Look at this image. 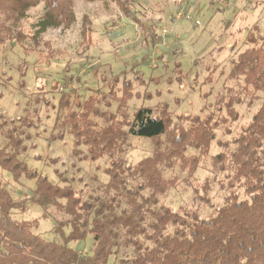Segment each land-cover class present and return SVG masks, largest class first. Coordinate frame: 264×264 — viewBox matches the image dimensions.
<instances>
[{
  "label": "trees",
  "instance_id": "obj_1",
  "mask_svg": "<svg viewBox=\"0 0 264 264\" xmlns=\"http://www.w3.org/2000/svg\"><path fill=\"white\" fill-rule=\"evenodd\" d=\"M39 4L41 14L26 30L28 11ZM73 20L72 0H0V45L17 44L28 53L26 39L36 42L46 29L68 27ZM89 31L82 30L84 48ZM253 34H246L247 46L230 60L232 84L215 91L209 111L203 107L195 115L175 113L174 118L158 104L129 118L131 82L118 87V75L102 78L107 91L94 89L84 98L66 90V83L60 86L49 134L53 140L69 134L77 160H103L108 180L90 190L76 189L56 169L53 183L27 165L26 115L16 119L18 124L0 120V169L14 182L34 180L28 194L0 181V264H264V34L260 43ZM44 56L38 61L48 60ZM246 101L260 104L231 143L218 142L223 149L210 154L216 130L237 121L238 107ZM128 134L153 141L151 154L134 164L123 157ZM207 158L210 174L197 178ZM215 185L224 191L219 205L211 200ZM173 189L189 192L191 203L166 204ZM27 199L53 220L56 239L34 231L38 219L15 217ZM204 206L211 211L203 214ZM87 235L92 245L86 252L79 245Z\"/></svg>",
  "mask_w": 264,
  "mask_h": 264
},
{
  "label": "rangeland",
  "instance_id": "obj_2",
  "mask_svg": "<svg viewBox=\"0 0 264 264\" xmlns=\"http://www.w3.org/2000/svg\"><path fill=\"white\" fill-rule=\"evenodd\" d=\"M72 1L73 22L68 27L46 29L36 42L26 39L23 43L28 53L17 44L5 48L0 45V120L16 122L26 115L30 125L22 126V130L27 165L53 183L58 182L56 169L78 190H90L106 182L108 176L102 170L103 160L88 162L72 156L69 134L62 139L50 137L60 86L66 83V90H77L84 98L94 89L107 91L102 78L106 76L110 81L111 75H118V87L123 80L131 82L129 118L139 108H155L158 104V108L172 111L167 113L174 118L177 113L195 115L203 107L209 111L215 105V91L232 84L227 79L230 60L247 46L246 34L254 32L252 38L257 43L264 34V0ZM41 11V4L29 9L26 30L38 20ZM83 28L90 30L87 48L86 41L82 43ZM41 56L48 60L38 61ZM69 75L71 81L67 80ZM116 90L115 94L120 93ZM259 104L260 101H246L238 107L237 121L216 130L210 154L223 149L218 142L231 143ZM116 106L113 102L110 109L115 111ZM126 141L128 149L123 157L127 164L152 152L153 141L148 137L128 134ZM209 168L207 158L197 170V178L210 174ZM0 181H8L10 189L20 191L19 187L26 194L34 186L32 179L14 182L2 169ZM210 195L213 204L219 205L224 191L215 185ZM165 202L172 206L191 203L190 193L173 189ZM22 206L16 209L17 219H38L34 231L46 239H56L53 220L41 214L38 204L27 199ZM210 211V207H203V214ZM91 245L87 235L79 246L87 252Z\"/></svg>",
  "mask_w": 264,
  "mask_h": 264
}]
</instances>
